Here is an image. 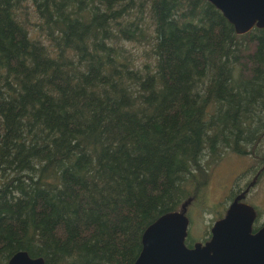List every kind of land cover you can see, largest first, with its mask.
<instances>
[{
	"label": "trees",
	"instance_id": "16d2710c",
	"mask_svg": "<svg viewBox=\"0 0 264 264\" xmlns=\"http://www.w3.org/2000/svg\"><path fill=\"white\" fill-rule=\"evenodd\" d=\"M263 142L264 29L206 0H0V264H135L152 224L194 209L212 218L185 243L205 244L252 203L234 187L212 207V172L252 156L257 187Z\"/></svg>",
	"mask_w": 264,
	"mask_h": 264
},
{
	"label": "water",
	"instance_id": "95a60500",
	"mask_svg": "<svg viewBox=\"0 0 264 264\" xmlns=\"http://www.w3.org/2000/svg\"><path fill=\"white\" fill-rule=\"evenodd\" d=\"M214 5L237 35L264 29V0H206ZM256 211L234 202L226 216L211 229V239L194 248L186 246L189 220L183 214L162 216L143 235V249L135 264H264V226L253 231ZM9 264H45L18 252Z\"/></svg>",
	"mask_w": 264,
	"mask_h": 264
},
{
	"label": "rangeland",
	"instance_id": "374dc122",
	"mask_svg": "<svg viewBox=\"0 0 264 264\" xmlns=\"http://www.w3.org/2000/svg\"><path fill=\"white\" fill-rule=\"evenodd\" d=\"M135 51L143 56L140 49ZM245 75L247 77L251 76L249 75L248 71L245 72ZM262 115L263 114H259V116ZM261 146V151L264 152V145ZM253 163L254 161L252 156H247L245 159H243L236 154H226L212 172L207 196L203 198L206 200L208 197L210 204H213L212 207L218 203L221 206L226 201L228 193L233 190L234 187H238V189L243 190L246 188V194L250 189L249 199L253 203H249V205L253 208L258 206L264 210V178H261L257 187H254L251 171L245 173L246 169ZM209 213L211 212L209 211ZM209 213L198 215V213L196 214L195 209L189 211L188 219L191 221L190 230L193 225V234L195 238L201 239L202 235H204L206 226L210 224V220L212 218L211 214ZM193 215H195L194 218Z\"/></svg>",
	"mask_w": 264,
	"mask_h": 264
}]
</instances>
